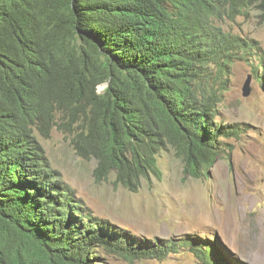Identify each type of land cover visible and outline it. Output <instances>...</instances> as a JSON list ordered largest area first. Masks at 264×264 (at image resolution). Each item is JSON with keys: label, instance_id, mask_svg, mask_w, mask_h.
<instances>
[{"label": "trees", "instance_id": "16d2710c", "mask_svg": "<svg viewBox=\"0 0 264 264\" xmlns=\"http://www.w3.org/2000/svg\"><path fill=\"white\" fill-rule=\"evenodd\" d=\"M252 11L264 18V0H0V264H107L104 255L180 249L233 264L207 238L141 240L95 217L40 138L71 135L96 176L112 173L131 191L160 177L168 147L187 175L206 176L223 138L241 130L217 111L225 75L259 48L224 24Z\"/></svg>", "mask_w": 264, "mask_h": 264}, {"label": "rangeland", "instance_id": "374dc122", "mask_svg": "<svg viewBox=\"0 0 264 264\" xmlns=\"http://www.w3.org/2000/svg\"><path fill=\"white\" fill-rule=\"evenodd\" d=\"M224 27L254 39L259 48L234 59L225 75L217 111L224 123L241 130L223 138L206 176L187 175L168 147L159 156L160 177L151 175L131 191L112 173L106 178L96 176V160L80 157L71 135L53 128L40 140L52 166L95 217L141 240L207 238L217 242L233 264H264V18L252 11ZM257 54L263 71L258 81L252 73L259 67ZM246 80L250 93L244 96ZM104 257L107 264H203L184 249L163 259Z\"/></svg>", "mask_w": 264, "mask_h": 264}, {"label": "water", "instance_id": "95a60500", "mask_svg": "<svg viewBox=\"0 0 264 264\" xmlns=\"http://www.w3.org/2000/svg\"><path fill=\"white\" fill-rule=\"evenodd\" d=\"M249 93H250V88L248 86V80H246L245 83H244V87L242 89V94L244 96H247V95H249Z\"/></svg>", "mask_w": 264, "mask_h": 264}, {"label": "bare ground", "instance_id": "6f19581e", "mask_svg": "<svg viewBox=\"0 0 264 264\" xmlns=\"http://www.w3.org/2000/svg\"><path fill=\"white\" fill-rule=\"evenodd\" d=\"M26 183V182H25ZM18 185V184H17ZM28 186V185H27ZM31 186V185H30ZM31 188V187H30ZM26 193V192H25ZM40 195V194H39ZM50 197V196H49ZM50 199V198H49ZM71 218V217H70ZM75 218H77V217H74L73 219H72V221L73 220H75ZM72 221H71V223H72ZM75 222H76V220H75ZM100 229V228H99ZM106 231V230H105ZM99 233H100V231H99ZM104 235L106 236V234H105V232H104ZM103 235V236H104ZM101 237H102V234L100 235ZM108 236V235H107ZM111 237H113V233L111 234ZM108 239H110V236L108 237Z\"/></svg>", "mask_w": 264, "mask_h": 264}, {"label": "clouds", "instance_id": "9594fccd", "mask_svg": "<svg viewBox=\"0 0 264 264\" xmlns=\"http://www.w3.org/2000/svg\"><path fill=\"white\" fill-rule=\"evenodd\" d=\"M240 36V35H239ZM261 72V71H260Z\"/></svg>", "mask_w": 264, "mask_h": 264}]
</instances>
